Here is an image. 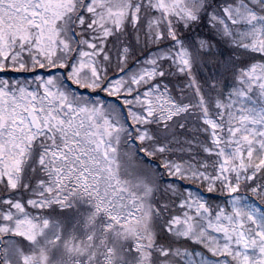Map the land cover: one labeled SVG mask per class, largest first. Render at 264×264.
Masks as SVG:
<instances>
[{"label": "snow or ice", "instance_id": "snow-or-ice-1", "mask_svg": "<svg viewBox=\"0 0 264 264\" xmlns=\"http://www.w3.org/2000/svg\"><path fill=\"white\" fill-rule=\"evenodd\" d=\"M0 264H264V0H0Z\"/></svg>", "mask_w": 264, "mask_h": 264}]
</instances>
